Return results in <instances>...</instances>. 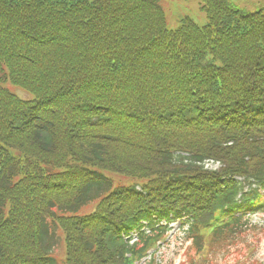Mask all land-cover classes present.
Masks as SVG:
<instances>
[{
  "label": "trees",
  "instance_id": "obj_1",
  "mask_svg": "<svg viewBox=\"0 0 264 264\" xmlns=\"http://www.w3.org/2000/svg\"><path fill=\"white\" fill-rule=\"evenodd\" d=\"M197 2L169 27L163 0H0V264H130L183 217L209 255L250 227L205 233L264 189V0Z\"/></svg>",
  "mask_w": 264,
  "mask_h": 264
},
{
  "label": "rangeland",
  "instance_id": "obj_2",
  "mask_svg": "<svg viewBox=\"0 0 264 264\" xmlns=\"http://www.w3.org/2000/svg\"><path fill=\"white\" fill-rule=\"evenodd\" d=\"M244 11H253L262 6L261 0H229ZM163 7L167 15L169 27L176 25L177 20L188 17L197 24L203 25L205 16L199 11L197 0H164ZM12 91L15 88H11ZM23 99L28 96L18 90L15 91ZM218 165L209 164L208 168L215 169ZM123 180L128 178L122 177ZM91 211L90 206L82 210ZM213 244V243H211ZM210 245V252L212 249ZM209 251V249L207 250ZM190 242L183 238L180 232L165 248L159 251L162 264H264V212L253 215L248 229L225 238L211 254L207 252L197 255ZM57 255L62 257L61 248Z\"/></svg>",
  "mask_w": 264,
  "mask_h": 264
}]
</instances>
